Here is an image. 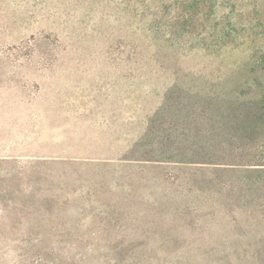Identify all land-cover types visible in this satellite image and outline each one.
<instances>
[{
    "label": "rangeland",
    "instance_id": "1",
    "mask_svg": "<svg viewBox=\"0 0 264 264\" xmlns=\"http://www.w3.org/2000/svg\"><path fill=\"white\" fill-rule=\"evenodd\" d=\"M0 264H264V0H0Z\"/></svg>",
    "mask_w": 264,
    "mask_h": 264
}]
</instances>
